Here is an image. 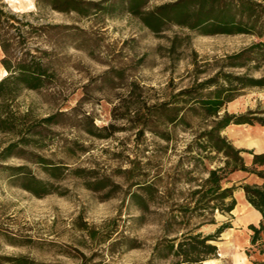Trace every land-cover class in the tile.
I'll list each match as a JSON object with an SVG mask.
<instances>
[{"label": "rangeland", "instance_id": "rangeland-1", "mask_svg": "<svg viewBox=\"0 0 264 264\" xmlns=\"http://www.w3.org/2000/svg\"><path fill=\"white\" fill-rule=\"evenodd\" d=\"M173 1L146 0L142 9ZM76 2L0 0V20H9L0 28V79L19 65L42 73L37 88L16 83L6 100L0 97L1 112L15 124L0 131V264L15 258L19 264H170L172 257L153 250L164 235L213 234L233 221L231 213L190 210V191L223 159L187 149L209 120L190 115L189 126L167 127L166 140L139 133L131 111L211 76L227 55L258 38L203 35L173 22L155 32L122 0ZM224 70L257 78L264 59ZM248 111L264 119V86L239 89L220 114ZM221 135L235 148L264 152V125L257 120L229 124ZM241 156L252 167V154ZM258 171L264 165L230 173L222 185H233L240 200L241 193L234 195L243 184L262 182ZM25 174L43 183L41 195L27 190L34 184ZM148 183L149 195L140 187ZM209 219L214 223H204ZM231 237L227 228L219 234L221 250L209 264L264 261L261 242L232 247Z\"/></svg>", "mask_w": 264, "mask_h": 264}, {"label": "trees", "instance_id": "trees-1", "mask_svg": "<svg viewBox=\"0 0 264 264\" xmlns=\"http://www.w3.org/2000/svg\"><path fill=\"white\" fill-rule=\"evenodd\" d=\"M146 0H122L126 11L138 16L143 25L151 31L157 32L164 23L173 22L191 30H198L203 35L216 34H252L258 40L239 52L227 55L214 74L201 81H194L189 87H184L174 94H169L159 103L147 106L145 109L135 108L131 111L133 122H137L138 132L147 130L162 139H168L169 125L189 126L188 117L198 116L209 120V127L194 133L193 139L188 143L187 149L195 148L203 152H214L222 157V166L208 169L206 177L197 188L190 191L193 199L192 211L210 212L221 214L230 213L236 201L233 197L235 187L223 186L230 173L235 171L254 172V167L264 165V152L252 153L245 149L235 148L221 131L229 124H253L254 120L264 125L262 117H256L254 112L246 114H220L226 102L231 101L239 89L244 87H263L264 75L254 78L248 75L226 72L224 68H247L251 63H258L264 59V5L253 0H176L156 6L151 10H143ZM63 3L76 4V0H62ZM74 9V8H73ZM75 10H80L75 8ZM8 15L2 21L0 28L8 23ZM12 19V18H10ZM42 82V73L38 66L33 68L28 65H19L17 70L5 78L0 79V97L6 100L12 93L13 84L20 83L29 89L37 88ZM2 106H0L1 108ZM52 117L46 119L51 120ZM14 119L0 110V131L11 129L15 125ZM28 131V130H27ZM17 132L22 135L21 129ZM91 132V131H88ZM22 140V139H20ZM10 144L5 152L14 147ZM242 152L252 154L251 165L248 168L241 156ZM40 162V161H39ZM262 179L260 184H243L241 186L246 200L261 214L257 226L250 225L251 244L258 241L262 243L264 252V173L257 172ZM26 182H32L34 187H25L35 195L42 194L43 183L37 178L22 175ZM142 187L151 194L152 184ZM41 188V189H40ZM134 197H140L133 193ZM188 210V209H187ZM204 223H214L209 219ZM229 224H221L213 234L202 235L200 232L193 234L191 231L167 237L164 235L158 240L153 250L156 256L163 259L172 257L170 264H203L217 253L216 239ZM166 231V230H165ZM19 258L12 259L14 264L20 263ZM255 264H264V261Z\"/></svg>", "mask_w": 264, "mask_h": 264}, {"label": "crops", "instance_id": "crops-1", "mask_svg": "<svg viewBox=\"0 0 264 264\" xmlns=\"http://www.w3.org/2000/svg\"><path fill=\"white\" fill-rule=\"evenodd\" d=\"M254 182L256 183L257 181ZM239 193H241V199H235L236 204L230 212L233 221L229 224V228L227 229L231 230L232 237L231 240L229 239V242L232 244V247H247L251 246L250 241L252 232L249 226H257L261 220V214L246 200L242 189L237 190L234 196H237ZM220 250V247H217V251L219 252ZM246 260L249 264H253L254 262H249L248 259Z\"/></svg>", "mask_w": 264, "mask_h": 264}, {"label": "bare ground", "instance_id": "bare-ground-1", "mask_svg": "<svg viewBox=\"0 0 264 264\" xmlns=\"http://www.w3.org/2000/svg\"><path fill=\"white\" fill-rule=\"evenodd\" d=\"M212 260H205L203 261V264H209Z\"/></svg>", "mask_w": 264, "mask_h": 264}]
</instances>
